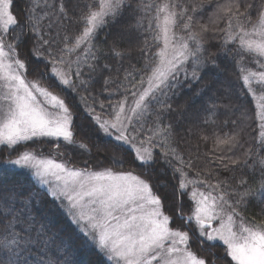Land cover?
I'll return each instance as SVG.
<instances>
[{
    "label": "snow or ice",
    "instance_id": "6c2138e0",
    "mask_svg": "<svg viewBox=\"0 0 264 264\" xmlns=\"http://www.w3.org/2000/svg\"><path fill=\"white\" fill-rule=\"evenodd\" d=\"M0 264H264V0H0Z\"/></svg>",
    "mask_w": 264,
    "mask_h": 264
},
{
    "label": "trees",
    "instance_id": "16d2710c",
    "mask_svg": "<svg viewBox=\"0 0 264 264\" xmlns=\"http://www.w3.org/2000/svg\"><path fill=\"white\" fill-rule=\"evenodd\" d=\"M101 38H103V33L101 34ZM230 71H231V70H230ZM233 79H234V77H233ZM185 99H186V97H180V98H178L177 103L182 104V103H184V100H185ZM184 200L187 202V201H188V198H187V197H184ZM185 211H186V212L188 211L187 206H186ZM57 222H59V221H57Z\"/></svg>",
    "mask_w": 264,
    "mask_h": 264
}]
</instances>
